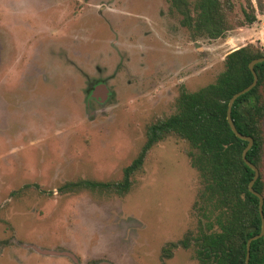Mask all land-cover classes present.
I'll use <instances>...</instances> for the list:
<instances>
[{
	"label": "rangeland",
	"instance_id": "374dc122",
	"mask_svg": "<svg viewBox=\"0 0 264 264\" xmlns=\"http://www.w3.org/2000/svg\"><path fill=\"white\" fill-rule=\"evenodd\" d=\"M193 1L0 0V264H200L193 245L163 253L196 228L204 186L180 136L153 144L124 194L60 191L122 180L182 89L214 83L232 50L264 48V0H228L219 38L182 23ZM98 80L103 102L87 98Z\"/></svg>",
	"mask_w": 264,
	"mask_h": 264
},
{
	"label": "trees",
	"instance_id": "16d2710c",
	"mask_svg": "<svg viewBox=\"0 0 264 264\" xmlns=\"http://www.w3.org/2000/svg\"><path fill=\"white\" fill-rule=\"evenodd\" d=\"M231 8L228 0H194L192 6L188 3L182 9V23L197 35L219 38L232 28L227 15ZM245 20L242 25L253 24L256 15L249 12ZM263 56L264 48L253 43L236 48L226 55L225 70L214 83L193 92L182 89L176 112L150 124L147 140L137 157L124 168L122 180L80 179L65 183L60 191L101 187L124 194L131 187V176L141 169L153 144L167 134L178 135L194 148L188 154L204 186L194 206L198 217L196 228L188 230L178 242L169 243L163 253L170 256L172 248L193 245L200 264H245L247 241L260 232L262 222L259 198L249 190L254 170L243 159L248 141L233 132L227 109L230 98L253 81L250 62ZM254 67L257 84L235 100L231 116L237 130L253 138L247 158L259 168L254 189L264 196V61ZM249 264H264V236L251 241Z\"/></svg>",
	"mask_w": 264,
	"mask_h": 264
},
{
	"label": "water",
	"instance_id": "95a60500",
	"mask_svg": "<svg viewBox=\"0 0 264 264\" xmlns=\"http://www.w3.org/2000/svg\"><path fill=\"white\" fill-rule=\"evenodd\" d=\"M261 61H264V56L263 57H259V58H256V59H253L250 64H249V68L251 70V72L253 73V81L251 84H249L247 87H245L244 89L236 92L229 100L228 102V109H227V120H228V123L230 125V127L232 128L233 132L241 139H245L248 141V144L247 146L245 147L244 151H243V159L245 161V163L251 167L253 170H254V176L252 178V180L250 181L249 183V190L250 192H252L254 195H256L258 198H259V211H260V216H261V230L258 234L252 236L251 238H249V240L247 241V255H246V261H245V264H249V257H250V245H251V241L253 239H256V238H260V237H263L264 236V211H263V203H264V196L263 194H261L260 192H258L257 190L254 189V183L255 181L257 180L259 174H260V171H259V168L253 163L251 162L250 160H248L247 158V152L248 150L252 147L253 145V138L251 136H248V135H244L242 133H240L235 124H234V121L232 119V116H231V111H232V106H233V103L235 102V100L242 94L248 92L249 90H251L256 84H257V81H258V75H257V72L255 70V64L258 63V62H261ZM107 91V89L105 90V92ZM45 253H56V251H44ZM62 254H66L68 256H71L75 262H77V260L75 259V257L70 254L69 252H62Z\"/></svg>",
	"mask_w": 264,
	"mask_h": 264
},
{
	"label": "flooded vegetation",
	"instance_id": "af4514ba",
	"mask_svg": "<svg viewBox=\"0 0 264 264\" xmlns=\"http://www.w3.org/2000/svg\"><path fill=\"white\" fill-rule=\"evenodd\" d=\"M96 72L100 73L103 70L101 67L96 66ZM107 91L105 92V90ZM108 96H111V90L108 88L107 83L105 80L97 81L96 84L92 85L88 90H87V98H92L98 102H103Z\"/></svg>",
	"mask_w": 264,
	"mask_h": 264
}]
</instances>
